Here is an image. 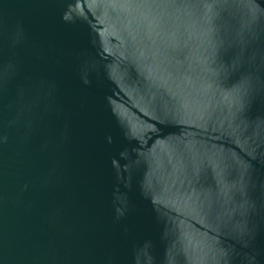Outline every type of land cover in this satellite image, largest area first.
I'll return each mask as SVG.
<instances>
[{"label": "water", "instance_id": "obj_1", "mask_svg": "<svg viewBox=\"0 0 264 264\" xmlns=\"http://www.w3.org/2000/svg\"><path fill=\"white\" fill-rule=\"evenodd\" d=\"M0 264H264V0H0Z\"/></svg>", "mask_w": 264, "mask_h": 264}]
</instances>
